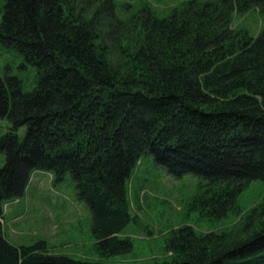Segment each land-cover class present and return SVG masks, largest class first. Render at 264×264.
I'll return each mask as SVG.
<instances>
[{
  "label": "trees",
  "instance_id": "1",
  "mask_svg": "<svg viewBox=\"0 0 264 264\" xmlns=\"http://www.w3.org/2000/svg\"><path fill=\"white\" fill-rule=\"evenodd\" d=\"M252 9L264 13V0H188L167 18L144 9L124 21L113 0L0 2V44L36 70L28 93L0 77V118L10 125L0 137V264H103L4 237L3 205L36 171L74 182L103 258L133 249L119 234L143 154L175 178L202 181L189 206L202 218L222 219L249 183H264V30L253 38L230 29L234 14ZM165 250L169 260L158 264H264V198L230 231H171Z\"/></svg>",
  "mask_w": 264,
  "mask_h": 264
},
{
  "label": "rangeland",
  "instance_id": "2",
  "mask_svg": "<svg viewBox=\"0 0 264 264\" xmlns=\"http://www.w3.org/2000/svg\"><path fill=\"white\" fill-rule=\"evenodd\" d=\"M5 0H0L3 3ZM188 0H113L120 20L138 19L149 9L159 19L167 18L174 8ZM207 1V0H197ZM132 24L125 29L132 35ZM230 29L244 31L256 38L264 30V13L252 9L243 15L234 14ZM125 30L123 32L125 33ZM128 36V35H127ZM124 39V40H126ZM109 58L118 56L117 46L109 43ZM17 78L22 91L36 87V70L14 49L0 44V77ZM10 128L0 118V137ZM25 129L17 135L21 140ZM5 162L0 154V168ZM202 181L191 174L175 178L143 154L127 180L131 221L119 234L133 244L131 252L109 258L100 257L94 249L91 215L87 204L77 198L74 182L69 176L61 183H52L51 174L33 172L23 195L3 205V235L14 246H32L44 241L49 254L76 261L103 264H158L168 261L165 244L170 232L192 227L197 233H222L235 229L243 215L264 198V183L252 181L236 197L234 207L220 220L202 218L190 210L192 199L200 192Z\"/></svg>",
  "mask_w": 264,
  "mask_h": 264
}]
</instances>
